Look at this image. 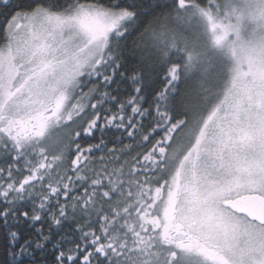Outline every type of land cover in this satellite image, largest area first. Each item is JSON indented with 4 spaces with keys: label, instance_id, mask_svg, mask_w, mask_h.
Returning <instances> with one entry per match:
<instances>
[{
    "label": "snow or ice",
    "instance_id": "obj_1",
    "mask_svg": "<svg viewBox=\"0 0 264 264\" xmlns=\"http://www.w3.org/2000/svg\"><path fill=\"white\" fill-rule=\"evenodd\" d=\"M197 262L264 264V0H0V264Z\"/></svg>",
    "mask_w": 264,
    "mask_h": 264
},
{
    "label": "rangeland",
    "instance_id": "obj_2",
    "mask_svg": "<svg viewBox=\"0 0 264 264\" xmlns=\"http://www.w3.org/2000/svg\"><path fill=\"white\" fill-rule=\"evenodd\" d=\"M223 103H224V100H223V96H221V99H220V101L218 102V108L221 106V105H223ZM197 264H199V262H197Z\"/></svg>",
    "mask_w": 264,
    "mask_h": 264
}]
</instances>
